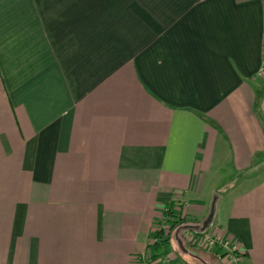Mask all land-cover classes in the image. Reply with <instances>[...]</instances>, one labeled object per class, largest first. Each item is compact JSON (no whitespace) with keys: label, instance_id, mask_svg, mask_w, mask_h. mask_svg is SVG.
<instances>
[{"label":"crops","instance_id":"crops-1","mask_svg":"<svg viewBox=\"0 0 264 264\" xmlns=\"http://www.w3.org/2000/svg\"><path fill=\"white\" fill-rule=\"evenodd\" d=\"M57 1L0 0V264H264V0Z\"/></svg>","mask_w":264,"mask_h":264},{"label":"rangeland","instance_id":"rangeland-1","mask_svg":"<svg viewBox=\"0 0 264 264\" xmlns=\"http://www.w3.org/2000/svg\"><path fill=\"white\" fill-rule=\"evenodd\" d=\"M68 1H72V0H62V1L58 0L56 6L53 5L50 10L53 11V9H55V7H57V9H58L59 8V3L61 2L62 6H63L62 13L64 15H70L69 13H74L76 15H86L87 14V6H86V1L85 0H74L75 3H77V1H78V5H76V6H70ZM96 1H98L99 3H102V0H96ZM52 3H53V1H52ZM101 6L102 5H99L98 7L95 8V14H98V13L100 14L101 13V11L103 9V7H101ZM105 9H106L105 12L108 13V7L105 8ZM110 13H112V12H110ZM95 16H97V15H95ZM95 19L100 20V21H95L94 22V29H95L94 36H95L96 43H98V40L102 41V39H99L98 37H99V34L101 33V31L105 30V26L103 25L100 16L99 17H95ZM84 20L75 21L73 23L63 22L62 23V26H63L62 29L64 31L67 30V29H71L70 25L73 24L77 28L78 32L81 33V30H84L85 27H86V22ZM115 22H116L115 20H110V21L106 20V23H107L106 25H108L110 27H113V26H115ZM84 23H85V27H82ZM63 33H65V32H63ZM75 34H76V32H75ZM78 41L81 44V39L78 38ZM102 60L103 61L105 60V56L102 57ZM102 60H100V62ZM225 164H222L220 166V170H221V176L220 177H221V180L220 181H211L210 180V181H208L206 183V186L204 187V194H205L206 201L209 200V198H212V200H213V198L215 196H217L218 194L222 195L225 190L230 188L229 185L230 184H234L233 182L236 181V179H237L236 173L237 172L233 171V169L231 168V165H227V164L225 165ZM212 185L217 186V189H216L217 195H212V196L210 195L209 190H210V187ZM195 248H198V247L195 246Z\"/></svg>","mask_w":264,"mask_h":264},{"label":"built area","instance_id":"built-area-1","mask_svg":"<svg viewBox=\"0 0 264 264\" xmlns=\"http://www.w3.org/2000/svg\"><path fill=\"white\" fill-rule=\"evenodd\" d=\"M264 73V69L262 71ZM165 224L160 229L166 230ZM168 230V229H167ZM188 243L197 246L200 250L215 251L218 250L220 260H224L226 264H244L245 256L239 249L237 242L233 239H224L219 236L206 235L203 232L191 233L187 238Z\"/></svg>","mask_w":264,"mask_h":264},{"label":"trees","instance_id":"trees-1","mask_svg":"<svg viewBox=\"0 0 264 264\" xmlns=\"http://www.w3.org/2000/svg\"><path fill=\"white\" fill-rule=\"evenodd\" d=\"M264 94V89L258 92V99L260 100L261 97ZM258 107H259V102H258ZM257 107V109H258ZM174 204H171L170 206H167L165 208V211L163 212V215L166 219V221H162L161 224H166L170 227L169 231L168 230H163V229H158V231L156 232V236H157V241L154 244L153 249L155 250H161L164 249L166 247V244H168L171 235L174 233V231H176V229L180 226H182L183 222H184V218H181L180 215H178L174 209ZM195 229V228H193ZM198 229V228H196ZM193 246V245H192Z\"/></svg>","mask_w":264,"mask_h":264},{"label":"water","instance_id":"water-1","mask_svg":"<svg viewBox=\"0 0 264 264\" xmlns=\"http://www.w3.org/2000/svg\"><path fill=\"white\" fill-rule=\"evenodd\" d=\"M215 216V202L212 205V209L209 213V215L207 216V218L204 220V222L202 223V227L201 230L205 231L207 228H209L213 222Z\"/></svg>","mask_w":264,"mask_h":264}]
</instances>
